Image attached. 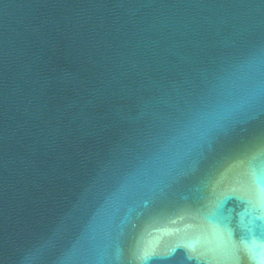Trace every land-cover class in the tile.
<instances>
[{
    "label": "water",
    "instance_id": "1",
    "mask_svg": "<svg viewBox=\"0 0 264 264\" xmlns=\"http://www.w3.org/2000/svg\"><path fill=\"white\" fill-rule=\"evenodd\" d=\"M0 264H264V0H0Z\"/></svg>",
    "mask_w": 264,
    "mask_h": 264
}]
</instances>
